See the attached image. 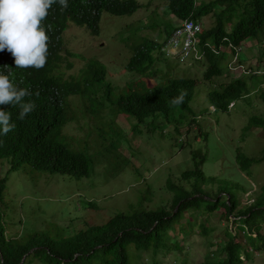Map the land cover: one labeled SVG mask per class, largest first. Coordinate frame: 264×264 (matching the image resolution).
<instances>
[{
  "label": "rangeland",
  "instance_id": "1",
  "mask_svg": "<svg viewBox=\"0 0 264 264\" xmlns=\"http://www.w3.org/2000/svg\"><path fill=\"white\" fill-rule=\"evenodd\" d=\"M137 1L141 8L134 15L118 17L103 13L97 36L74 24L68 27L63 33V49L73 54V58H67L73 68L69 71L66 64L61 66L64 78L79 79L87 62L99 61L108 72L106 82L116 88L115 97L129 83L143 81L126 70L132 47L159 36L160 28H151L153 24L164 27L175 21L163 0ZM211 1L214 0H198V4L204 6ZM219 10L205 17L206 29L216 24L215 15L222 12ZM231 22L234 27L237 19ZM232 24L227 23L226 27L232 28ZM166 52L172 51L169 48ZM231 60L228 54L222 66L225 68ZM240 60L245 64L244 70L232 73V77H242L255 91L236 101L228 111H214L207 100L213 90V84L203 81L207 64L177 63L175 59L163 61L158 67L168 70L170 77L188 76L199 83L191 105L193 114L181 109L185 114L182 120H179L181 112L175 108L169 120L158 115L139 122L133 115L119 112L116 103L107 100L106 92H99L96 87L85 95H70L65 105L73 119L63 127V138L70 149L85 154L91 161L89 175L83 179L62 176L36 171L26 164L11 171L13 164L0 160V180H6L0 216L9 238L28 241L35 235H65L79 228L84 230L85 225L103 226L115 215L132 210L162 208L172 212L174 194L180 186L192 185L182 181L180 175L197 168L204 175L205 182H200L204 192L213 197L216 192L217 197H233L234 202H240L235 212L250 207L245 204L248 200L264 199V160L246 168L237 160L239 154L255 159L264 155V130L247 127L250 117L264 115V77L252 81L251 76L243 75L249 73L250 66L255 71L264 70L263 40L244 42ZM231 80L223 76L215 81L224 84ZM169 182L175 185L172 191ZM202 219L199 217L193 232L182 224L187 219L177 218L176 226L181 233L178 243L189 254L170 249L160 255L166 264H182L184 259L188 264H203L215 252L216 246H208L206 238L198 232ZM260 219H264V207L255 210L251 218L253 222ZM236 221L234 216L225 222L220 212L209 218L217 234L220 228L237 225ZM170 232L173 235L174 230ZM175 238L173 235L168 241L175 243ZM143 259L147 262L146 255ZM135 262L132 258L131 263ZM252 264H264V254L256 253Z\"/></svg>",
  "mask_w": 264,
  "mask_h": 264
},
{
  "label": "trees",
  "instance_id": "2",
  "mask_svg": "<svg viewBox=\"0 0 264 264\" xmlns=\"http://www.w3.org/2000/svg\"><path fill=\"white\" fill-rule=\"evenodd\" d=\"M163 1L175 22L164 27L153 24L151 28H160L159 36L144 39L140 45L132 47L126 70L138 75L143 81L129 83L117 97L113 95L116 88L106 82L108 72L99 61L87 62L79 79L73 76L64 78L63 73H60L61 66L66 64V69L70 71L73 64L67 58H73V54L63 49V33L74 24L97 36L103 13L118 17L134 15L141 8L137 0H67L68 7L63 10L58 2L54 3L42 22L46 30L50 26L47 31L50 38L48 57L43 68H16L11 53L7 50L0 52V73H11L10 79L15 85L33 93L25 97L23 102L32 101L36 105L24 120L17 119L21 111L19 105H0V108L11 113V122L15 124V128L7 135L0 134V160H8L13 164L11 171L26 164L40 172L81 179L88 177L91 161L85 154L74 152L67 146L63 127L73 119L66 111L67 98L75 94L85 95L95 87L99 92H106L107 100L114 101L119 112L133 115L139 122L158 115L169 120L175 108L181 112L179 120L185 116L182 110L193 114L191 105L199 84L196 78L183 75L170 77L168 70L158 66L163 61L173 59L177 63H184L180 62L178 56L166 52L170 48L171 33L175 28L180 29L183 21L203 24L205 17L218 8L222 12L215 15L216 24L210 29L205 28L198 35L199 46L207 56V60L201 63L208 66L203 73V81L213 84L207 100L214 111H228L231 109L230 104L254 93L255 90L242 77H232V73L236 72L222 66L229 54V50L224 51L222 47L229 44L242 47L248 39L256 38L264 42V0H214L204 6H199L198 0ZM236 19L233 27L231 21L235 23ZM179 21L181 23L178 25ZM227 23L232 24V28L226 27ZM207 43L212 48L204 47ZM232 52L235 54L236 51ZM239 61L245 67L243 61ZM249 68V73L243 75L251 76L252 81L259 76L264 77L261 68L256 71L252 66ZM223 76L233 80L218 84L215 80ZM181 91H186L187 95L181 104L173 105L171 101ZM36 92H39V96L35 95ZM262 96L264 98V94ZM247 127L264 130V115L250 117ZM237 160L240 166L246 168L264 160V155L262 159H255L239 154ZM180 179L192 185L190 188L180 186L179 192L174 194L172 212L162 208L122 212L103 226L85 225L84 230L79 228L65 235H35L28 241L11 239L0 216V264H144V255L147 256L145 264H166L160 255L170 249L179 254H189L178 243V235L181 234L176 226L179 224L178 217L187 219L182 224L187 229H193V232L199 217L203 218L198 225V232L206 238L208 246H216L215 252L203 264H252L256 253L264 254V219L257 222L251 220L253 212L264 207V199L246 202L250 207H242L243 210L235 212L240 202H234L233 197H217L218 192L213 197V194L204 192L200 182L204 183L205 179L199 168L183 172ZM4 183L6 180H0V201ZM168 185L172 186L171 191L175 188L170 182ZM218 212L225 222L235 216L237 225L225 226L224 230L220 228L217 234L209 218ZM173 230V235L177 237L175 243L168 241L173 237L170 232ZM132 258L135 263H131ZM182 264H188V260H182Z\"/></svg>",
  "mask_w": 264,
  "mask_h": 264
},
{
  "label": "clouds",
  "instance_id": "3",
  "mask_svg": "<svg viewBox=\"0 0 264 264\" xmlns=\"http://www.w3.org/2000/svg\"><path fill=\"white\" fill-rule=\"evenodd\" d=\"M57 2L62 10L67 9V0H0V52L7 50L11 53L16 68L40 69L46 65L50 40L47 31L50 30V26L48 30H46L42 22L47 18L49 9ZM197 25L202 26L204 31L205 26L203 24L197 23ZM175 32L176 28L171 33L169 40ZM209 46L211 47L209 43L204 45V47ZM237 48L241 49L242 47H234L232 44L222 47L224 51H226V49L229 50V56H232V60L227 66L229 70V66L234 60ZM232 50L236 51L235 54ZM199 51L203 53V58L201 60L191 57L185 61L194 63L206 61L207 56L205 50L199 46ZM240 52L237 65L243 68L230 71L238 72L244 70V66L239 61ZM185 61L180 62L185 63ZM261 72L264 73V70H261ZM10 76L11 73L7 75L0 73V105H19L21 111L17 119L24 120L36 107L35 103L32 101L23 102L25 97H29L33 95V93L27 88H20L15 85L10 79ZM35 95L39 96V92H36ZM186 95V91H181V94L174 98L171 103L173 105L181 104ZM235 104L236 103L230 104V108H233ZM11 120V113L0 108V134L7 135L15 128V124L12 123ZM253 201L254 200H248L247 202Z\"/></svg>",
  "mask_w": 264,
  "mask_h": 264
},
{
  "label": "built area",
  "instance_id": "4",
  "mask_svg": "<svg viewBox=\"0 0 264 264\" xmlns=\"http://www.w3.org/2000/svg\"><path fill=\"white\" fill-rule=\"evenodd\" d=\"M203 27L195 24L193 21H184L181 28L176 30L169 40L171 53L173 56H178L180 61L188 60L194 57L197 60L203 58V53L199 51L198 35L202 33ZM241 49L237 48L233 62L230 64V70H239L243 68L237 65L239 52Z\"/></svg>",
  "mask_w": 264,
  "mask_h": 264
},
{
  "label": "water",
  "instance_id": "5",
  "mask_svg": "<svg viewBox=\"0 0 264 264\" xmlns=\"http://www.w3.org/2000/svg\"><path fill=\"white\" fill-rule=\"evenodd\" d=\"M34 250H32V252H33ZM24 260H25V257L23 258V262H24Z\"/></svg>",
  "mask_w": 264,
  "mask_h": 264
}]
</instances>
